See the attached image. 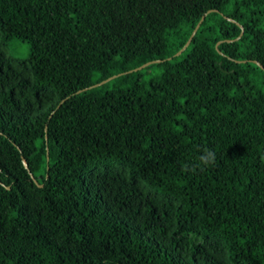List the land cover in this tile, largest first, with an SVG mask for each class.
I'll list each match as a JSON object with an SVG mask.
<instances>
[{
    "label": "trees",
    "instance_id": "obj_1",
    "mask_svg": "<svg viewBox=\"0 0 264 264\" xmlns=\"http://www.w3.org/2000/svg\"><path fill=\"white\" fill-rule=\"evenodd\" d=\"M0 264H264V0H0Z\"/></svg>",
    "mask_w": 264,
    "mask_h": 264
},
{
    "label": "clouds",
    "instance_id": "obj_2",
    "mask_svg": "<svg viewBox=\"0 0 264 264\" xmlns=\"http://www.w3.org/2000/svg\"><path fill=\"white\" fill-rule=\"evenodd\" d=\"M216 163V152L213 149L203 148L200 150L199 155L196 157V162L192 164H185L182 168L183 171L189 172L195 169L204 170Z\"/></svg>",
    "mask_w": 264,
    "mask_h": 264
},
{
    "label": "rangeland",
    "instance_id": "obj_3",
    "mask_svg": "<svg viewBox=\"0 0 264 264\" xmlns=\"http://www.w3.org/2000/svg\"><path fill=\"white\" fill-rule=\"evenodd\" d=\"M29 45L26 41L13 39L9 46L8 52L18 58H25L28 55Z\"/></svg>",
    "mask_w": 264,
    "mask_h": 264
},
{
    "label": "water",
    "instance_id": "obj_4",
    "mask_svg": "<svg viewBox=\"0 0 264 264\" xmlns=\"http://www.w3.org/2000/svg\"><path fill=\"white\" fill-rule=\"evenodd\" d=\"M202 18V17H201ZM197 26H198V23L195 25V27H194V29L191 31V33H190V35H189V37L187 38V40L185 41V43L174 53L175 55H178L186 46H187V44L189 43V41H190V39H191V37H192V35L195 33V30H196V28H197ZM241 32H242V29H241ZM240 32V33H241ZM160 59H155V60H151V61H147V62H145L144 64H142V65H140V66H137L135 69H137V68H141L142 66H144V65H147V64H149V63H151V62H155V61H159ZM253 62H255V63H257L258 64V61H256V60H253ZM115 75H111V76H109L108 78H107V80L108 79H110V78H112V77H114ZM105 81V80H104ZM23 164L26 166L27 164H26V162L25 161H23ZM31 176H32V174H30Z\"/></svg>",
    "mask_w": 264,
    "mask_h": 264
}]
</instances>
